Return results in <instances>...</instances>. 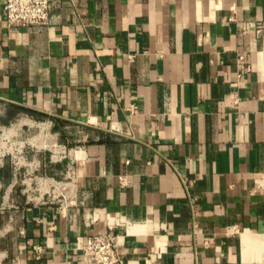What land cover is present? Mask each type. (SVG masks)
Here are the masks:
<instances>
[{
    "label": "crops",
    "instance_id": "0c3cea01",
    "mask_svg": "<svg viewBox=\"0 0 264 264\" xmlns=\"http://www.w3.org/2000/svg\"><path fill=\"white\" fill-rule=\"evenodd\" d=\"M4 3L0 264H83L99 233L132 264H264V0H54L22 28Z\"/></svg>",
    "mask_w": 264,
    "mask_h": 264
},
{
    "label": "built area",
    "instance_id": "2783aa9c",
    "mask_svg": "<svg viewBox=\"0 0 264 264\" xmlns=\"http://www.w3.org/2000/svg\"><path fill=\"white\" fill-rule=\"evenodd\" d=\"M54 0H5L4 17L10 28L47 26ZM117 236L99 233L89 236L82 247L83 264H132L120 253Z\"/></svg>",
    "mask_w": 264,
    "mask_h": 264
},
{
    "label": "rangeland",
    "instance_id": "374dc122",
    "mask_svg": "<svg viewBox=\"0 0 264 264\" xmlns=\"http://www.w3.org/2000/svg\"><path fill=\"white\" fill-rule=\"evenodd\" d=\"M28 132H31V134H34L35 133V130L32 128H28ZM11 133L12 134H17L18 133V129H17V126L16 127H11ZM0 135L2 137H4V131L1 129L0 130ZM6 135V133H5ZM3 145L5 144V146L11 151V158H10V163L11 165L14 167V169H16L17 171L19 170V168L21 166H23L24 164V157H23V154L25 151H27L28 148H25L24 147V143H20L19 140H11V141H8V140H4L2 141ZM30 148V147H29ZM10 153V152H9ZM49 153V152H47ZM42 176L44 178H50V172H45V173H42ZM29 179H35V175H27V180ZM62 182V181H60ZM36 182L34 181V184L32 185L33 186V189L32 191H28L29 193H26V195L29 197V201H31V203H34L36 202V198H39L42 193H40V187L39 185L35 184ZM45 187V186H44ZM25 188L23 186H21V190H24ZM53 190L55 188H52ZM45 190V189H44ZM36 193V194H35ZM53 193V192H52ZM51 193V197L54 196V194ZM50 199V190L47 194H44L43 195V199L42 201H45V200H48ZM261 239L264 240V235H261L260 237ZM263 263H264V260H263Z\"/></svg>",
    "mask_w": 264,
    "mask_h": 264
}]
</instances>
